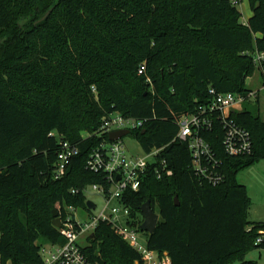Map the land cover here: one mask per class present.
Listing matches in <instances>:
<instances>
[{
    "label": "trees",
    "instance_id": "trees-1",
    "mask_svg": "<svg viewBox=\"0 0 264 264\" xmlns=\"http://www.w3.org/2000/svg\"><path fill=\"white\" fill-rule=\"evenodd\" d=\"M249 2L253 17L244 24L231 0H0V264H43L45 245L65 244L53 226L58 205L89 212L86 191L109 188L86 163L109 141L96 134L115 113L145 121L131 135L145 153L165 148L160 158L173 171L163 180L150 171L123 198L138 228L148 201L160 215L148 249L172 264H254L245 256L260 250L264 223H250L238 174L264 159V121L232 116L252 135L247 157L224 155L219 124L209 135L223 160L217 186L195 177L187 146L175 141L179 119L208 105L211 90L251 92L253 54L264 52V0ZM259 73L264 82V65ZM58 136L80 150L61 180ZM84 250L97 264L143 262L109 224Z\"/></svg>",
    "mask_w": 264,
    "mask_h": 264
},
{
    "label": "built area",
    "instance_id": "built-area-1",
    "mask_svg": "<svg viewBox=\"0 0 264 264\" xmlns=\"http://www.w3.org/2000/svg\"><path fill=\"white\" fill-rule=\"evenodd\" d=\"M240 0H233L238 6ZM253 62L257 70H263L264 52L253 54ZM146 73L143 65L139 69V75ZM211 102L200 108L193 115L183 116L177 122L179 132L175 141L187 146L191 154L195 177L200 182L213 186L223 183L225 177L222 172L223 160L217 156L210 141L209 135L216 129L217 124L223 130L222 147L223 153L228 158H242L253 154L254 146L251 133L233 118L235 109L247 102L261 101L264 94V82L261 90L250 92L247 96L226 93L218 94L211 90ZM145 121L134 118H126L119 113L109 115L103 120L102 126L97 132L99 138L110 136L113 132L141 130ZM60 151L58 153L55 180L65 177L67 169L74 158L80 154L77 146L64 141L58 136ZM137 142V141H136ZM139 145V143L137 142ZM140 147V145H139ZM165 148L154 149L145 153L140 147V153H129L123 139L111 142L103 141L91 153L87 163V171L103 175L106 179L105 185H94L86 194L100 196L104 204L100 210L96 205L95 211L87 213L86 219H82L75 207L66 206L62 209L58 205L59 218L61 222L60 233L65 239L63 246L47 244L43 247V264H97L91 261L89 255L80 247L81 236L88 234L91 240L101 224H109L113 231L117 232L126 243H128L140 256L143 262L136 264H172L169 255H160L150 251L147 244L141 243L138 227L132 218L131 209L123 203V198L128 192L138 193L148 173L152 171L158 180L171 177L173 171L166 159L160 158ZM74 195L79 194L73 190ZM115 203V204H114ZM253 228H249L251 231ZM256 246L264 252V226L258 229Z\"/></svg>",
    "mask_w": 264,
    "mask_h": 264
},
{
    "label": "rangeland",
    "instance_id": "rangeland-1",
    "mask_svg": "<svg viewBox=\"0 0 264 264\" xmlns=\"http://www.w3.org/2000/svg\"><path fill=\"white\" fill-rule=\"evenodd\" d=\"M233 1V0H231ZM245 4L246 0H240L238 9L243 14L242 22L245 23ZM247 88L252 92L261 90L263 81L261 79L259 70L256 72L253 78L247 80ZM236 113L250 112L254 115H260L261 119L264 121V94L262 95L261 101L257 102H247L235 109ZM123 142L129 151V153H140V147L136 142L133 135H128L123 138ZM238 181L240 184L246 187L247 194L251 203V208L249 212V221L252 225L264 223V159L255 161L251 165L242 169L238 174ZM89 201L94 202L98 210H100L104 204L103 199L96 195L91 194L88 196ZM115 204V203H114ZM82 219H86L87 213L84 211H79ZM138 228L139 238L142 244L146 245L149 239V234L141 231ZM92 240L89 235L81 236L79 240V245L83 249H87L91 246ZM245 259L251 261L254 264H264V252L260 250H252L246 254ZM239 261L236 260L232 264H238ZM11 264V263H8Z\"/></svg>",
    "mask_w": 264,
    "mask_h": 264
},
{
    "label": "water",
    "instance_id": "water-1",
    "mask_svg": "<svg viewBox=\"0 0 264 264\" xmlns=\"http://www.w3.org/2000/svg\"><path fill=\"white\" fill-rule=\"evenodd\" d=\"M50 13H51V11L46 15V17L49 16ZM128 135H130L129 131L113 132L110 134L109 140L111 142H115V141L123 139L124 137H126ZM175 202H176V205L179 206L178 198L175 199ZM87 208L89 211H95L96 210V204L92 201H88L87 202ZM141 212L144 216V223L141 225L140 230L144 231V232L148 233L150 236H152L155 233L157 226L160 222V215L157 214L152 209L150 201H148L145 205H143V207L141 208ZM53 218H54L53 226L57 229H60L61 228V222H60L58 210L53 211ZM94 238H95V235H92V239H94Z\"/></svg>",
    "mask_w": 264,
    "mask_h": 264
},
{
    "label": "crops",
    "instance_id": "crops-1",
    "mask_svg": "<svg viewBox=\"0 0 264 264\" xmlns=\"http://www.w3.org/2000/svg\"><path fill=\"white\" fill-rule=\"evenodd\" d=\"M244 12H245V19H246L244 24H247L252 19V17H253V12L251 10L249 0H246Z\"/></svg>",
    "mask_w": 264,
    "mask_h": 264
}]
</instances>
